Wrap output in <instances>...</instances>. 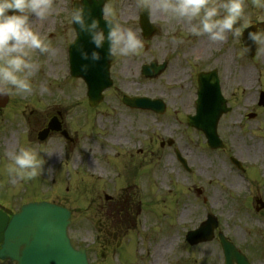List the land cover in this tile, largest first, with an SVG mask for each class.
I'll list each match as a JSON object with an SVG mask.
<instances>
[{
  "label": "rangeland",
  "instance_id": "374dc122",
  "mask_svg": "<svg viewBox=\"0 0 264 264\" xmlns=\"http://www.w3.org/2000/svg\"><path fill=\"white\" fill-rule=\"evenodd\" d=\"M71 2L54 0L50 17L33 18L34 29L51 42L54 55L49 59L34 52L40 70L32 78L33 92L9 95L6 107L0 109V207L11 213L39 201L65 207L71 212L69 237L75 247L88 250L91 264H149L155 244L166 237H175L176 242L160 264H222L218 233L251 264H264V207L257 212L260 205L255 202L264 205V110L253 109L260 90L264 91V35L251 62L232 34L211 42L207 36L190 35V25L168 22L153 10L152 23L160 32L144 40L137 0H110L106 7L116 9L118 22L141 36L144 48L132 57L114 55L112 87L91 108L85 84L66 76V57L55 46L56 38L49 37L56 28L68 25ZM245 4L242 30L264 21V8L256 7L253 0ZM173 36L184 43L176 44ZM217 57L221 91L233 111L218 125L225 149L214 151L207 148L201 132L187 127L185 117L195 111V75L205 67H216ZM152 60L169 62V69L157 80L140 74L141 66ZM45 84L47 92L41 91ZM123 95L162 100L168 95L169 113L128 109L121 103ZM251 110L256 112L253 120L246 118ZM55 117L72 142L57 133L37 140ZM117 137L121 138L115 144ZM168 140L172 147L166 145ZM20 147L55 148L57 153L51 157L41 153L46 162L40 176L13 183L5 171L10 162L6 152ZM175 150L189 172L176 160ZM231 157L244 164L243 173L231 164ZM233 178L242 181L240 188L233 186ZM105 195L111 199L104 200ZM208 215L218 221L214 239L189 246L186 234Z\"/></svg>",
  "mask_w": 264,
  "mask_h": 264
},
{
  "label": "clouds",
  "instance_id": "9594fccd",
  "mask_svg": "<svg viewBox=\"0 0 264 264\" xmlns=\"http://www.w3.org/2000/svg\"><path fill=\"white\" fill-rule=\"evenodd\" d=\"M70 13L75 34L84 33L94 45L89 52L82 44L77 45L80 57L91 63L81 65V71L87 72L90 64L113 55L132 57L144 48V42L131 28L118 22L116 9L109 5L101 8V16L96 17L88 0H72ZM258 8H264V0H253ZM245 0H137L138 13H161L168 22L181 21L188 25L189 34L196 37L207 36L211 42L227 39L228 34L235 38L242 36L240 21L245 16ZM55 11L54 0H0V99L9 95L27 96L34 90L32 78L40 70V63L33 59L38 51L49 59L55 50L47 37H42L33 27V18L41 21ZM101 20L104 21L103 26ZM79 29V32L77 31ZM107 30V31H105ZM252 41L257 37L250 35ZM108 43L107 55L102 57L99 49ZM176 44L184 40L173 36ZM76 39L73 40V44ZM41 91L47 92V85H41ZM57 153L52 149H34L20 147L18 151H7L9 163L5 171L13 183L19 180H31L44 171L45 158Z\"/></svg>",
  "mask_w": 264,
  "mask_h": 264
},
{
  "label": "water",
  "instance_id": "95a60500",
  "mask_svg": "<svg viewBox=\"0 0 264 264\" xmlns=\"http://www.w3.org/2000/svg\"><path fill=\"white\" fill-rule=\"evenodd\" d=\"M109 0H88L93 14L101 16V8ZM140 28L143 37H152L158 30L150 23L147 12L140 13ZM104 21L101 20L103 26ZM107 31V30H105ZM253 28L244 31L242 42L245 53L252 56L254 41L249 37L254 35ZM83 39L87 40L89 52L94 45L90 43L89 37L84 34ZM108 43L99 49L102 57L107 55ZM112 56L102 58L99 62L89 65L87 72L81 71L79 55H71V73L73 77H81L87 87L89 104L92 107L98 105L102 100V92L111 86L109 79V66ZM87 63H91L87 61ZM165 64L156 65L152 62L148 66L142 67V74L151 78L159 75L164 69ZM198 99L197 113L195 117H189L188 124L201 130L210 148L221 147V142L216 135V125L225 109V102L220 96L215 73L198 75ZM8 97L0 99V108L5 107ZM123 104L130 108L150 109L158 113L163 112V105L160 101H151L148 98H129L124 96ZM60 125L52 121L48 128L38 134V139L43 141L47 138L50 131H59ZM66 136L65 132H62ZM178 159L182 161L178 155ZM108 199V197H105ZM70 213L60 206L47 202L30 203L24 205L20 210L9 217L0 211V260H10L15 264H88L85 250H76L72 247L67 235ZM217 222L214 218H209L201 227L188 233L186 239L191 245L200 242L210 241L213 237V230ZM222 250L224 253V264H249L246 258L227 242L219 234Z\"/></svg>",
  "mask_w": 264,
  "mask_h": 264
},
{
  "label": "flooded vegetation",
  "instance_id": "af4514ba",
  "mask_svg": "<svg viewBox=\"0 0 264 264\" xmlns=\"http://www.w3.org/2000/svg\"><path fill=\"white\" fill-rule=\"evenodd\" d=\"M259 23H264V21H261V20L255 21V22H252L251 24H249L248 26H254V25H257ZM63 28H64L63 30H62V27L56 28V34L54 35V37L56 38L55 46L57 48H59V51L61 52L62 56L63 55L67 56L69 48H70V45L73 43V40L76 39L77 37H76V34H75V28L72 25L71 20L68 22V25H66ZM263 35H264V24H263L262 27H257V29H256V37H257L256 44L258 45V48H259V40H260L261 36H263ZM257 54H258V50L256 51L255 57L253 59H250L251 62H253L257 58ZM215 64L217 66L216 67L215 66H211V69L216 70L218 72V76H219V72H220V69H219L220 58L219 57L216 58V63ZM202 72H208L207 68L206 67L203 68ZM158 78L159 77H157V78H155L153 80H157ZM164 97L166 98V100H168V98H167L168 95H164ZM255 102H256V100L254 101V103ZM257 112H259V110H257ZM8 264H12V263L8 262Z\"/></svg>",
  "mask_w": 264,
  "mask_h": 264
},
{
  "label": "bare ground",
  "instance_id": "6f19581e",
  "mask_svg": "<svg viewBox=\"0 0 264 264\" xmlns=\"http://www.w3.org/2000/svg\"><path fill=\"white\" fill-rule=\"evenodd\" d=\"M151 20H153L152 16H151ZM120 138L121 137H117L114 140V143L117 144L120 141ZM261 167H262V169H264V165H262ZM232 182H233V186L236 188H240L243 184L242 181L237 180L235 178L232 179ZM215 197L218 198L216 195H215ZM184 215L185 214L183 212L181 217H183ZM175 242H176L175 237H166V238L160 240L159 242H157L153 248V252L151 255V262L149 264H160V262L162 260V256L164 255L167 248L175 245Z\"/></svg>",
  "mask_w": 264,
  "mask_h": 264
}]
</instances>
